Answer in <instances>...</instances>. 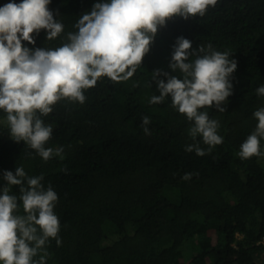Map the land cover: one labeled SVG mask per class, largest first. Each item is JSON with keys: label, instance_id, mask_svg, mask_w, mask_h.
Returning a JSON list of instances; mask_svg holds the SVG:
<instances>
[{"label": "trees", "instance_id": "16d2710c", "mask_svg": "<svg viewBox=\"0 0 264 264\" xmlns=\"http://www.w3.org/2000/svg\"><path fill=\"white\" fill-rule=\"evenodd\" d=\"M9 2L0 0V6ZM96 2L51 0L48 7L64 32L47 40L41 30L35 45L25 46L55 49L66 43ZM178 37L193 49L211 43L237 61L226 111L205 109L219 121L223 143L203 157L185 151L193 143L191 125L171 99L149 103L159 95L152 72H170ZM173 74L182 77L179 70ZM261 85L264 0H217L202 18L175 17L159 28L129 80L102 77L84 91V104L64 99L41 117L53 128L45 147H62L61 155L45 162L13 141L0 110V177L22 166L29 177L43 176L45 188L51 185L58 195L54 212L62 243L49 241L47 264H264V157L237 155L257 124L253 113L264 107V96L256 94ZM144 116L151 135L144 133ZM186 173H193L190 180L182 179ZM9 187L19 197L18 186Z\"/></svg>", "mask_w": 264, "mask_h": 264}, {"label": "clouds", "instance_id": "9594fccd", "mask_svg": "<svg viewBox=\"0 0 264 264\" xmlns=\"http://www.w3.org/2000/svg\"><path fill=\"white\" fill-rule=\"evenodd\" d=\"M50 3L12 0L0 6V110L6 113L10 138L26 144L45 162L61 155L63 148L45 147L53 128L41 117L64 99L84 104V91L102 77L116 83L129 80L142 65L159 28L175 17L202 18L217 0H97L74 25L77 31L67 33L66 43L55 49L25 46L24 42L35 45L41 30L47 40L64 32ZM191 56L196 58L190 60ZM229 57V52L217 51L211 43L193 49L190 40L178 37L170 72H152L159 95H153L149 103L161 104L170 98L171 107L190 122L188 135L193 143L186 145L188 153L203 157L223 143L219 121L210 119L205 109L226 111L237 69V61ZM177 70L182 77L173 74ZM256 94L264 96V85ZM253 117L255 129L237 153L242 160L264 157V107ZM150 122L148 116L142 117L146 135H151ZM192 176L186 173L182 179ZM0 179L5 182L0 186V264H47L49 241L62 243L60 220L54 212L57 193L51 185L45 188L43 176L29 177L22 166L15 172L5 170ZM9 186H18L19 197L11 194Z\"/></svg>", "mask_w": 264, "mask_h": 264}, {"label": "rangeland", "instance_id": "374dc122", "mask_svg": "<svg viewBox=\"0 0 264 264\" xmlns=\"http://www.w3.org/2000/svg\"><path fill=\"white\" fill-rule=\"evenodd\" d=\"M188 248H189V247H187V248H184V251H187V250H188Z\"/></svg>", "mask_w": 264, "mask_h": 264}]
</instances>
